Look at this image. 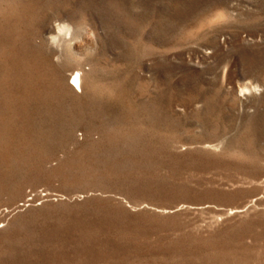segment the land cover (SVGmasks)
I'll return each instance as SVG.
<instances>
[{
  "label": "rangeland",
  "instance_id": "rangeland-1",
  "mask_svg": "<svg viewBox=\"0 0 264 264\" xmlns=\"http://www.w3.org/2000/svg\"><path fill=\"white\" fill-rule=\"evenodd\" d=\"M0 264H264V0H0Z\"/></svg>",
  "mask_w": 264,
  "mask_h": 264
},
{
  "label": "bare ground",
  "instance_id": "bare-ground-1",
  "mask_svg": "<svg viewBox=\"0 0 264 264\" xmlns=\"http://www.w3.org/2000/svg\"><path fill=\"white\" fill-rule=\"evenodd\" d=\"M74 81L79 85V87H81V85H80V76H79V74H77V75L74 77Z\"/></svg>",
  "mask_w": 264,
  "mask_h": 264
}]
</instances>
